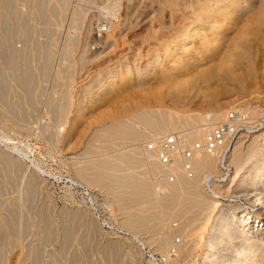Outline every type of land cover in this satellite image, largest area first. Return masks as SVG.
Segmentation results:
<instances>
[{
  "label": "rangeland",
  "instance_id": "374dc122",
  "mask_svg": "<svg viewBox=\"0 0 264 264\" xmlns=\"http://www.w3.org/2000/svg\"><path fill=\"white\" fill-rule=\"evenodd\" d=\"M183 1L0 0V264H173L167 254L174 247L160 238L163 214L176 208L155 197L165 173L149 161L146 145L181 133L189 146L231 108L253 120L264 108V45L257 73L244 85L220 72L196 80L201 69L217 67L220 46L209 49V62L179 58L181 39L195 46L201 40H186L195 25ZM215 111L221 117L200 138L187 136L207 126L188 117ZM151 113H173L178 124L150 137L137 115ZM253 140L254 152L239 165L229 161L233 145L224 164L219 157L215 172L201 174L202 194L220 206L207 219L198 209L188 213L209 235L180 264H208V237L221 246L214 262L236 254L242 237L223 233L231 211L264 219V205L246 195L264 188V129L236 142L246 150ZM138 179L151 189L129 186ZM257 259L247 264H264Z\"/></svg>",
  "mask_w": 264,
  "mask_h": 264
},
{
  "label": "bare ground",
  "instance_id": "6f19581e",
  "mask_svg": "<svg viewBox=\"0 0 264 264\" xmlns=\"http://www.w3.org/2000/svg\"><path fill=\"white\" fill-rule=\"evenodd\" d=\"M181 4L188 10L189 15H191L188 17L190 24L192 26L195 25V28L192 29V33H188L189 37H186V40L188 39L189 43L193 42L195 36L201 37V40L199 44L195 46V44L192 43L189 45L185 40L181 39V42L176 44L178 49H182V53H180L181 56L179 57L177 54L173 57L171 56V62L173 63L179 58H188L187 60L189 63L193 60L197 61L199 58L206 62L208 60L207 56H209L207 55L209 49L214 46H220V51L217 54V58L219 59L217 67L213 65L201 69L200 72L198 71L199 73L195 75V79L209 81L220 72L237 86H242L250 80L246 79V77H252L253 74L257 73V63H259L258 60L260 56L259 49L261 45H264V0H195V2L194 0L193 2L184 0ZM219 29L220 31H218ZM216 33H221L222 37L219 38L220 36ZM168 52L169 55H173L172 51L169 50ZM197 54H202V57L195 59ZM169 71V69H166V72ZM127 74H123L120 77H127ZM241 77L246 80H242ZM213 103H216L215 93L211 94L208 101L209 105ZM137 116L142 118L145 127L149 130L148 136L150 137L157 134H164L178 124L173 113H164L159 117L152 115V113L139 114ZM224 116L225 113L221 117V113L218 111L210 113L208 118L200 113L191 115L187 118L188 120L207 121L205 124L207 126L198 128L194 133L187 134V136H197L200 138V136L209 129L211 124L215 123L220 117L223 119ZM113 126L114 125H111L105 129L110 130ZM128 128L124 127L119 130L133 137L139 136L138 132ZM179 134L180 144L183 147L188 140L185 139L183 134ZM97 136H99V134H96L95 138ZM255 147V140L248 144L246 150H244L240 141L236 142L230 151V163L234 162L239 165L244 157L247 158L249 154L254 152ZM146 153L149 161H152L156 167H161L162 172L165 173V177L163 176L164 182H161L158 186L159 188L157 187L158 189L155 191L157 195L155 196L156 199L160 200L164 207L176 208L174 214L167 212V215L165 213L162 216L163 220L161 227L163 231L164 229L167 231L160 238V243L163 246L171 245L174 247L173 254H170L169 250L167 252L169 253L167 254V259L170 263L180 264L181 262L184 263V261H190L193 254L196 253L195 251L202 248L205 238L209 234L202 235V233H206L208 228L203 226L204 223L202 224V222L197 223L198 217L193 215L189 216L188 213L194 209H198L202 212L201 214L204 215V218L207 219L211 215L213 209L216 210L219 208L220 204L218 201L208 200L202 194L200 182L201 174L206 173L207 175L208 172L212 174L216 171L219 157L221 160L222 157L217 153L212 155L206 152H199L192 159L187 161L191 165V170H187L183 161L180 160L179 150L172 154L173 159L169 164H163L160 159L157 158L155 152L146 149ZM126 161H128V159H126ZM189 171H193L191 175H189ZM168 173L173 174L175 177L169 180L168 177L166 178ZM206 175L204 174V176ZM100 178L98 176L92 177L91 179L94 180L93 182H97ZM129 186L139 188L146 192L151 189V185L145 179L135 180L132 182V185ZM215 191L214 193L216 194L217 192ZM246 195L249 196L250 201H254V203L258 201L264 205V188H252L247 191ZM155 197L153 198L155 199ZM262 211L264 212V210ZM174 217L176 221L178 220L176 226H172L170 222L173 221L172 219ZM227 218L226 228L223 230L224 237L230 234L234 237L238 235L243 239L242 246L236 249V254L234 256L230 257L229 254L224 256L221 255L219 257L220 259L214 262L215 254L220 250L221 246H218V241L212 239V237H208L206 243L207 251L204 254L205 258L208 260V264H247V260L251 257H257L264 262V219H261L258 214L253 216L247 210H241V215H236L231 211L228 213ZM261 235H263V237H261ZM175 237H179V241H176Z\"/></svg>",
  "mask_w": 264,
  "mask_h": 264
},
{
  "label": "built area",
  "instance_id": "2783aa9c",
  "mask_svg": "<svg viewBox=\"0 0 264 264\" xmlns=\"http://www.w3.org/2000/svg\"><path fill=\"white\" fill-rule=\"evenodd\" d=\"M261 129H264V108L254 120L248 112L231 108L220 122L210 127L203 139L193 141L189 146L182 147L180 136L173 133L153 139L146 145V149L155 152L163 164L172 162V154L179 150L180 160L183 161L187 170H191V165L189 163L188 166L187 161L197 153L220 154L224 164L225 155L241 133H255Z\"/></svg>",
  "mask_w": 264,
  "mask_h": 264
}]
</instances>
